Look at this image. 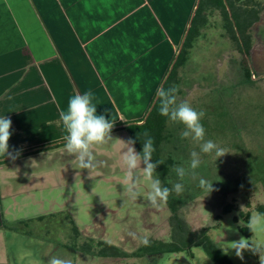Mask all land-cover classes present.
I'll list each match as a JSON object with an SVG mask.
<instances>
[{"label": "rangeland", "instance_id": "rangeland-1", "mask_svg": "<svg viewBox=\"0 0 264 264\" xmlns=\"http://www.w3.org/2000/svg\"><path fill=\"white\" fill-rule=\"evenodd\" d=\"M227 1L238 21L255 22L249 63L253 82H246L241 75L238 51L216 39L197 47L191 65L183 72L178 102L187 100L203 111L205 139L214 140L229 153L216 161L203 155L195 170L197 179L189 170L183 181L185 191L174 193V197L184 203L179 216L197 233L208 229L211 239L234 264H260L259 255L249 251L243 253V260L238 258L230 243L241 237L264 243V231L251 237L240 231L247 228L241 220L246 225L253 213L264 208V0ZM195 4V0L184 3V30ZM182 36L171 37L168 68ZM137 117L139 121L145 115ZM182 130L183 125H168L170 136L163 157L172 159L173 166L187 168L190 152L199 148L181 139ZM111 135L112 141L94 149L97 167L91 175L78 169L64 145L2 166L0 215L11 228L0 231V264H47L53 256L70 259L73 264H215L201 247L178 254L135 256L144 247L145 238L157 244L172 241V214L166 203L154 208L143 197L135 201L127 197L120 140L130 137L126 131ZM173 166L169 181L176 183ZM200 177L213 181L216 190L208 194L199 188ZM140 191L147 193V182H141ZM227 208L230 213H225ZM107 245L117 247L125 257H98ZM86 249L95 258L84 254Z\"/></svg>", "mask_w": 264, "mask_h": 264}, {"label": "crops", "instance_id": "crops-1", "mask_svg": "<svg viewBox=\"0 0 264 264\" xmlns=\"http://www.w3.org/2000/svg\"><path fill=\"white\" fill-rule=\"evenodd\" d=\"M191 1L0 0V117L12 121L9 150L63 143L60 113L77 92L91 90L97 114L114 125L146 116L167 77L171 37L183 33L182 42L188 29L198 3L184 30ZM2 199L0 191V208Z\"/></svg>", "mask_w": 264, "mask_h": 264}, {"label": "clouds", "instance_id": "clouds-1", "mask_svg": "<svg viewBox=\"0 0 264 264\" xmlns=\"http://www.w3.org/2000/svg\"><path fill=\"white\" fill-rule=\"evenodd\" d=\"M178 88L159 87L156 91V98L159 103V113L166 117L169 125H183L180 132L181 139L190 140L197 145L199 150L193 149L190 152L188 167L182 165L173 166L172 170L178 177L179 182L173 183L172 187L162 185V181L156 174V168L163 164V160H153L155 152L154 140L147 132L144 133L142 152H137L134 145L135 140L129 138L127 141L120 140L123 147L120 152V163L124 169L123 191L127 197L133 201L143 197L154 208L160 207L168 201L169 196L174 192L177 195L183 194L185 186L183 181L192 172V178L197 179L195 170L202 164V156H213L214 160L225 156L229 151L212 139H205L206 130L201 123L205 113L197 111L187 100L178 102ZM94 93L89 90L83 93L77 92L68 100L66 111L60 113V120L66 132L64 136V149L69 156L74 157L77 167L80 170H87L89 174L97 167L94 149L96 146L107 144L113 140L111 135L114 123L103 114H97V105L93 102ZM12 121L6 116L0 117V158L7 156L15 161L19 158L22 150H9V140L12 135L10 131ZM143 165V166H142ZM142 181L147 182L148 191L146 194L140 191ZM198 187L206 193H211L213 181L203 177L199 178ZM240 224L246 226L253 234L264 231V213L256 212L250 216L245 225L241 220ZM142 243L147 246L149 240L143 239ZM230 249L235 251V255L243 260V253L249 251L254 255H259L260 264H264V243H258L253 238L241 237L237 241H232ZM47 264H73L70 259H62L56 256L51 257Z\"/></svg>", "mask_w": 264, "mask_h": 264}, {"label": "trees", "instance_id": "trees-1", "mask_svg": "<svg viewBox=\"0 0 264 264\" xmlns=\"http://www.w3.org/2000/svg\"><path fill=\"white\" fill-rule=\"evenodd\" d=\"M254 27L255 22L253 21H238L227 0H200L199 8L192 20V26L185 38L183 48L179 53L180 46L182 44L181 42L170 65L171 68L174 63L173 70L170 72V75L163 87L170 88L175 86L179 90L177 96L182 93L180 87L184 83L183 72L189 65H191L190 63L197 47L201 43L213 42L215 39L225 47L229 46L232 50L238 51L241 54L242 59L239 64L241 75L246 82L252 83L253 73L249 63L252 61ZM186 33L187 30L184 37ZM170 68L168 69L167 74L169 73ZM155 99L156 96L154 97L152 105L154 104ZM145 118L146 116L139 121L118 123L113 126L111 134L119 131H126L129 137L135 140L134 147L137 152H142L143 141L146 138L144 133L147 132L154 140L155 152L153 153L152 162L155 163L156 160L164 161L163 164H159L157 166L156 174L162 181L163 186L171 188L172 186L168 183V181L170 177V170L174 161L172 159L165 160L163 157L164 146L168 142L170 136L168 132L169 123L167 118L161 116L159 113L158 100L148 118L146 120ZM142 122L144 123L140 124ZM61 145H64V142L53 146L48 145L26 151L20 153L19 158L33 153L59 148ZM5 163L6 161H0V165ZM166 204L172 214L169 220L172 241L170 243L161 242L158 244L149 243L147 246L144 245V247L140 248L135 256L145 257L148 254H151L152 256L178 254L181 252H190L194 247H201L206 255L215 264H234L231 258L223 253L218 244L211 239L208 234V229H203L197 233L193 231L188 223L179 216V211L184 206V203L174 197V192L169 196ZM259 211L264 213V208H261ZM230 212L229 208L225 210V213ZM235 222L238 223L237 218L235 219ZM240 231L247 237H251L253 235L248 228H241ZM85 251L86 252H83L84 254H91L89 249H86ZM98 257L103 259H115L125 257V253L117 247L107 245L100 251Z\"/></svg>", "mask_w": 264, "mask_h": 264}, {"label": "water", "instance_id": "water-1", "mask_svg": "<svg viewBox=\"0 0 264 264\" xmlns=\"http://www.w3.org/2000/svg\"><path fill=\"white\" fill-rule=\"evenodd\" d=\"M199 4H200V0H198V3H197L196 8H195V11H194V13H193V15H192L191 21H190L189 26H188V29H187V33H186V35H185V37H184V39H183V41H182V44H181V46H180L179 53L181 52V50H182V48H183V44H184L185 38H186V36L188 35L189 30H190V28H191V26H192V20H193V18L195 17V14H196L197 9L199 8ZM179 53H178V54H179ZM173 66H174V63H173V65L171 66L170 71H169L167 77L165 78L164 82L162 83L161 87H163V85L165 84V82H166L168 76L170 75V72L173 70ZM253 75H254V74H253ZM156 102H157V98L155 99V102H154V104L152 105L150 111H149L148 114L146 115L145 120H146V119L148 118V116L150 115V112L153 110V108H154ZM143 123H144V122H142V123H140V124H143ZM8 159H9V158H8Z\"/></svg>", "mask_w": 264, "mask_h": 264}, {"label": "flooded vegetation", "instance_id": "flooded-vegetation-1", "mask_svg": "<svg viewBox=\"0 0 264 264\" xmlns=\"http://www.w3.org/2000/svg\"><path fill=\"white\" fill-rule=\"evenodd\" d=\"M1 221H2V220H1ZM3 223H4V221H3ZM4 225H5V229H7V230H8L9 228H11V226L7 225L6 222L4 223ZM77 251H78V250H77ZM79 252H81V251H79ZM87 255H89V254H87ZM89 256H90V257L93 256V257L95 258V255H91V254H90ZM96 257H97V256H96ZM83 264H89V262H85V263H83Z\"/></svg>", "mask_w": 264, "mask_h": 264}]
</instances>
